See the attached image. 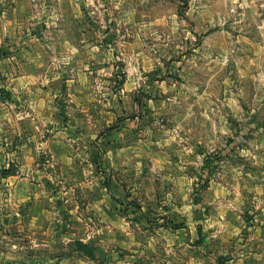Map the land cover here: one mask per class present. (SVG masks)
<instances>
[{"label": "rangeland", "instance_id": "374dc122", "mask_svg": "<svg viewBox=\"0 0 264 264\" xmlns=\"http://www.w3.org/2000/svg\"><path fill=\"white\" fill-rule=\"evenodd\" d=\"M94 4L98 67L104 69L91 91L90 106L96 111L91 116L99 136L107 141L119 134L113 146L131 148L124 175H116L117 170L112 174L123 181L124 194L136 205L117 224L125 229H186L188 224L200 229L210 209L220 205L221 184L234 197L248 183H257L250 204L260 202L255 210L264 206L263 192L258 193L259 183L264 184V0ZM52 6L56 16L57 3ZM83 10L89 16L86 6ZM50 25L52 35L57 26ZM109 52L110 63L105 57ZM111 64L113 70L106 72ZM134 66L140 70L132 74L134 86L127 88L126 69ZM59 103L69 107L73 102L66 96ZM141 159L145 162L138 164ZM75 220L54 221L58 225L51 229L50 256L73 249L72 237L93 241L86 229L91 222L81 219V226H75ZM23 231H6L1 249L15 244L22 249L17 257L24 259L31 238ZM34 236L41 240L40 234ZM104 250L98 247L93 261L82 252L84 256L73 257L105 264Z\"/></svg>", "mask_w": 264, "mask_h": 264}, {"label": "crops", "instance_id": "0c3cea01", "mask_svg": "<svg viewBox=\"0 0 264 264\" xmlns=\"http://www.w3.org/2000/svg\"><path fill=\"white\" fill-rule=\"evenodd\" d=\"M79 1L84 5L0 0V239L10 229H23L31 238L24 259L17 257L22 249L15 244L0 247V264H87L73 257L83 255L74 247L50 256L51 229L58 225L53 223L68 216L76 219L75 226H81V219L91 222L86 229L92 242L79 235L71 240L88 243L94 254L104 248L105 264H264V206L255 210L260 202L250 204L257 183H248L234 197L221 184L220 205L210 209L200 229L190 224L186 229H125L117 224L136 205L112 174L124 175L131 148L113 146L119 134L107 141L99 136L91 116L96 112L91 91L104 66L99 71L98 20L92 17L96 5ZM52 2L57 3L56 16ZM50 24L57 26L52 35ZM105 57L110 63L112 52ZM107 70H113L112 64ZM136 70L140 68L127 67V88ZM66 96L73 102L69 107L59 103ZM96 139L105 145L98 146ZM259 184L264 196V184Z\"/></svg>", "mask_w": 264, "mask_h": 264}, {"label": "trees", "instance_id": "16d2710c", "mask_svg": "<svg viewBox=\"0 0 264 264\" xmlns=\"http://www.w3.org/2000/svg\"><path fill=\"white\" fill-rule=\"evenodd\" d=\"M74 247H75V249L79 250L84 255H87L90 258L95 257L94 249L88 243H83L82 241L77 240V241H74Z\"/></svg>", "mask_w": 264, "mask_h": 264}, {"label": "built area", "instance_id": "2783aa9c", "mask_svg": "<svg viewBox=\"0 0 264 264\" xmlns=\"http://www.w3.org/2000/svg\"><path fill=\"white\" fill-rule=\"evenodd\" d=\"M227 264H233L232 262H228Z\"/></svg>", "mask_w": 264, "mask_h": 264}]
</instances>
